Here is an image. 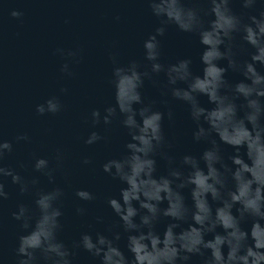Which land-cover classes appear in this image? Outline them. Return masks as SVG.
Here are the masks:
<instances>
[{"label":"clouds","instance_id":"obj_1","mask_svg":"<svg viewBox=\"0 0 264 264\" xmlns=\"http://www.w3.org/2000/svg\"><path fill=\"white\" fill-rule=\"evenodd\" d=\"M143 2L158 21L143 40L145 63L130 59L122 64L110 53L108 84L114 102L104 107L103 114L93 108L86 117L93 129L102 123L107 132L116 123L126 136L119 156L101 164L102 171L121 185L118 194L104 197L117 219L108 223L103 215L95 216L96 223L106 225L104 231H82L70 248L60 239L65 190L55 185L64 153L56 150L54 166L49 158L33 153L31 171L39 176H27L21 171L26 169L23 161L16 167L4 161L14 145L31 143L30 135L19 132L12 139L0 135V203L9 198L5 190L9 177L20 197H31L28 203L18 201L11 212L19 230L15 264H73L77 249L97 258L98 264H191L193 257H199L201 264H264V71L260 70L264 69V11L245 20L233 11L232 0ZM240 2L250 9L264 0ZM5 7L6 0H0V9ZM9 15L20 20L24 13L12 8ZM172 25L198 37L203 66L199 74L193 73L190 57L161 62L158 37H164ZM242 52L246 58H241ZM53 54L64 59L59 68L62 76L73 77L71 65L80 62V50L56 48ZM229 70L242 79L230 82ZM160 73L166 77L164 94L187 106L195 125L192 140L204 145L198 154H170L162 126L165 113L154 108V101L145 103L142 98L145 80L156 84L153 77ZM68 91L61 87L58 94L37 103L35 113H60L61 96ZM201 96L210 107L201 104ZM166 115L173 119L171 109ZM106 140V135L92 130L83 142L94 145ZM158 157L166 162L164 173L158 171ZM81 163L88 165L91 160L85 156ZM40 177L53 186L38 187ZM74 196L87 202L97 199L81 188ZM75 215L85 216L86 209L77 206ZM0 264H4L2 256Z\"/></svg>","mask_w":264,"mask_h":264},{"label":"water","instance_id":"obj_2","mask_svg":"<svg viewBox=\"0 0 264 264\" xmlns=\"http://www.w3.org/2000/svg\"><path fill=\"white\" fill-rule=\"evenodd\" d=\"M6 3L8 7L0 9V135L12 139L19 132H27L31 143L14 145L13 153L6 155L4 163L16 167L18 161H23L26 169L21 170L22 174L39 176L31 171L33 153L49 158L53 166L56 150L64 153L63 166L55 174V185L65 190L61 218L64 227L60 239L71 248L80 232L104 231L106 225L96 223L95 216L103 215L108 223L117 219L105 205L104 197L118 194L121 185L102 171L101 164L119 156L126 136L116 123L107 132L102 123L95 129L86 123L91 109L98 108L103 114L104 107L114 102L108 84L112 68L109 54H115L122 64L130 59L145 63L143 40L158 21L143 0H6ZM231 7L245 20L248 15L264 11V3L259 2L253 8L245 9L240 0H232ZM12 8L23 11L20 20L9 15ZM158 39L162 63L190 57L193 73L201 72L202 46L197 36L182 33L172 25L165 36ZM56 48L80 50V62L71 65L73 77L67 78L60 73L64 59L53 54ZM241 58H246V53L242 52ZM221 64L226 65V61ZM226 77L230 82L242 79L239 73L231 70ZM153 79L156 84L145 80L142 98L145 103L154 101V108L165 113L162 126L171 144L168 151L176 156L185 152L198 154L204 145L192 140L195 125L187 106L164 94L166 77L163 73ZM177 86L184 85L178 83ZM61 87L69 90L61 96L63 110L54 116H38L35 105L58 94ZM199 99L202 105L210 107L206 97ZM169 109L173 112L171 121L166 115ZM92 130L100 131L107 140L94 145L84 144ZM224 147L227 152L232 151ZM85 156L91 160L88 165L81 163ZM157 161L158 171L166 172V162L159 157ZM52 186L46 177H40L38 187L50 189ZM77 188L95 193L97 199L91 202L78 200L74 196ZM5 190L9 198L0 203V256L4 264H15L14 249L19 230L11 212L18 201L28 203L31 197H20L10 177L5 179ZM77 206L86 209L85 216L75 215ZM120 243L123 248V239ZM73 264H98V259L77 249ZM191 264H201V259L193 257Z\"/></svg>","mask_w":264,"mask_h":264}]
</instances>
